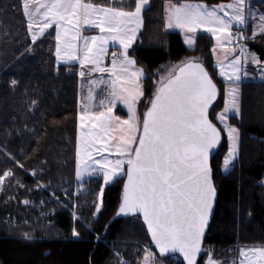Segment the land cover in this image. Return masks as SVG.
Wrapping results in <instances>:
<instances>
[{"label":"trees","instance_id":"1","mask_svg":"<svg viewBox=\"0 0 264 264\" xmlns=\"http://www.w3.org/2000/svg\"><path fill=\"white\" fill-rule=\"evenodd\" d=\"M166 1L152 0L143 13L144 28L129 50L146 73L141 113L149 106L155 71L164 74L187 54L201 57L220 88L228 85L218 76L211 36L199 34L193 50L184 46L180 33L164 32ZM177 2L211 6L232 0ZM122 3L134 5L135 0ZM252 6L264 12V0ZM251 30L249 26L248 35ZM54 35L52 29L33 44L22 1L0 0V179H5L0 193V264H143L145 247L156 251L142 220L115 218L125 177L106 187L99 212L95 208L102 182L76 187L79 67L56 65ZM246 46L264 61L259 35ZM240 86V113L229 118L240 130V151L224 175L229 144L223 133L212 160L217 208L197 264L229 254L234 246L264 245V82L243 81ZM223 107L221 96L213 109L218 113ZM117 112L126 116L123 110ZM8 171L12 176L5 177ZM74 230L79 235H73ZM25 233L32 239H25ZM161 259L184 264L178 257Z\"/></svg>","mask_w":264,"mask_h":264},{"label":"snow or ice","instance_id":"2","mask_svg":"<svg viewBox=\"0 0 264 264\" xmlns=\"http://www.w3.org/2000/svg\"><path fill=\"white\" fill-rule=\"evenodd\" d=\"M35 3L38 7L33 0L22 2L32 43L54 27L57 61L77 62L81 78L85 68L89 74H101L89 80L99 88L100 98L90 87L78 113L77 179L101 173L103 184L108 185L125 177L119 213L142 215L159 255L179 252L187 264H196L216 198L212 151L226 133L229 150L223 164L229 172L240 151V130L228 119L229 113L240 112L242 73L247 75L248 63L260 65L264 73V61L246 46L257 35L264 40V12L255 10L250 0L211 6L167 0L164 27L179 29L190 49L194 50L196 34L202 31L215 40L213 54L217 49L231 53L230 59L227 54L223 60L217 58L215 65L228 86L226 90L218 87L202 63L188 59L155 82L149 106L138 114L145 73L129 50L143 25L142 14L150 10L149 0H135L127 6L122 0L108 5L92 0ZM249 18L255 24L251 35L247 34ZM93 29L98 34L84 35ZM110 46L116 47L110 51ZM221 96L224 107L217 113L213 105ZM118 105L126 108V119L115 114ZM4 176H12L11 171ZM102 198L103 188L95 212L100 211ZM73 235L79 233L74 230ZM24 238L32 239L27 233ZM144 252L143 264H158L152 251ZM240 256V264H264V245L242 248ZM209 264L218 262L210 260Z\"/></svg>","mask_w":264,"mask_h":264},{"label":"rangeland","instance_id":"3","mask_svg":"<svg viewBox=\"0 0 264 264\" xmlns=\"http://www.w3.org/2000/svg\"><path fill=\"white\" fill-rule=\"evenodd\" d=\"M151 2H152V0H149V5L147 6L148 8L151 6ZM167 3V1L165 2V4ZM193 3H200V2H193ZM143 15V14H142ZM251 18H249V20H250ZM237 27L238 26H235L234 25V27H233V31L234 32H236V30L235 29H237ZM143 28H144V19H143V25H142V27H141V29L139 30V32L141 33L142 32V30H143ZM164 32L165 33H169V32H178V33H180L181 34V37H182V40H183V44H184V46L186 47V48H188V49H190L189 47H188V45L185 43V36H184V34L183 33H181V31L179 30V29H166L165 27H164ZM138 32V35H137V39L139 38V36H140V33ZM97 34H98V30H97ZM199 34H206V35H209V36H211L210 34H208V33H204V32H198L197 34H196V43H195V45H194V48L196 47V44H197V40H198V35ZM213 39V38H212ZM136 42H137V40H136ZM136 42L133 44V46L136 44ZM213 47H215L216 45H215V40L213 39ZM132 46V47H133ZM114 47H116V46H110V51H112L113 50V48ZM248 50L251 52V53H254L255 55H257L255 52H253L252 50H250L249 48H248ZM228 55L229 56V59L231 58V53L230 52H227V50L225 49V50H221V49H217V52L215 53V54H213V52H212V56H213V58H214V62H215V65H216V60H217V58H219V59H221V60H223L224 59V56L225 55ZM237 54H238V52H237ZM258 56V55H257ZM193 58H195L197 61H200V59H201V57L199 56V55H191V54H187V55H185L184 57H179L178 59H176L172 64H171V66H169L168 68L169 69H167V71H165V73L164 74H161V72H159V71H155L156 73H157V75H158V77H156V79H155V82L156 81H158L159 80V78L161 77V76H165V75H167V72L172 68V67H174V66H176V65H179V64H181V63H183V62H185L186 60H188V59H193ZM258 58H259V56H258ZM260 59V58H259ZM261 60V59H260ZM262 61V60H261ZM108 63V60H106V64ZM216 67V66H215ZM260 65H253V64H251V63H248L247 65H246V72H247V75L246 76H243V73H242V81H241V83L244 81V82H264V73H262L261 71H260ZM217 68V67H216ZM80 71H81V69H80V67H79V73H80ZM84 71H85V73H86V75H85V77H83V78H81L80 77V75H79V98H78V113H79V110H80V105H81V103H83V102H85L86 100H87V92H88V89L90 88V87H93V89H94V94L97 96V100L100 98V91H99V88H96L95 86H91L90 84H89V80L90 79H92V78H99V76L101 75V74H99V73H92V74H89L88 73V69L87 68H85L84 69ZM217 72H218V76H219V70H218V68H217ZM145 73V72H144ZM105 75H107V74H105ZM146 78V73H145V75H144V79ZM219 78L223 81V82H225L224 80H223V78L222 77H220L219 76ZM225 83H227V82H225ZM240 83V84H241ZM228 84V83H227ZM228 86V85H227ZM227 86L225 87V90H226V88H227ZM100 87H103V86H100ZM143 89H144V91H145V87L143 86ZM239 95H240V104H241V86H240V88H239ZM121 106H123V105H121ZM117 108H120V109H122V110H124L123 109V107H119V106H117ZM116 108V109H117ZM125 111V110H124ZM126 112V111H125ZM240 113V112H239ZM234 115H238V114H232V113H229V118L231 117V116H234ZM121 118L122 119H126L127 118V116L126 117H122L121 116ZM228 123H229V119H228ZM218 126L220 127V125L218 124ZM225 136H226V138H227V135H226V133H225ZM78 138H79V129H78V132H77V147H76V153H77V149H78ZM229 144V143H228ZM229 150V149H228ZM226 156H227V154H226ZM226 156H225V158H226ZM224 158V159H225ZM77 162H78V158H77V155H76V170H77ZM234 164H235V161H233V164L232 165H230L229 166V171L234 167ZM221 172L225 175V174H227L228 172H225L224 171V165H223V167H222V169H221ZM3 179V184L2 185H0V193H1V190H2V188H3V186H4V181H5V179L4 178H2ZM75 179H76V187H77V189L78 190H82L83 188H84V185H85V183H87V182H89V181H91V180H95V181H101L102 182V188H103V192H104V190L106 189V187H108L109 185H111L112 183H110V184H108V185H104L103 184V179H102V174L101 173H94L93 175H91V176H89V175H84L81 179H77V177H75ZM76 189V190H77ZM98 203H99V200H98ZM98 203H97V205H98ZM101 208V207H100ZM145 247V246H144ZM252 247H254V246H242V247H240V248H238V250H237V248L236 247H232L231 249L232 250H234V251H236V253L235 254H231L230 252H229V254H226V255H224V256H221V257H219V258H215V259H212V260H215V261H217L218 262V264H240V261H241V259H242V257L240 256V250L242 249V248H252ZM256 247H259V246H256ZM145 249H148V250H150V251H152L154 254H155V258H156V260L158 261V264H165L166 262H163V260L161 259V256H159L158 254H156L150 247H148V246H146L145 247ZM228 251H230V249H228ZM167 264V263H166ZM207 264H209V262L207 263Z\"/></svg>","mask_w":264,"mask_h":264},{"label":"water","instance_id":"4","mask_svg":"<svg viewBox=\"0 0 264 264\" xmlns=\"http://www.w3.org/2000/svg\"><path fill=\"white\" fill-rule=\"evenodd\" d=\"M198 62H200V61H198ZM200 63H202V62H200ZM202 64H203V63H202ZM203 66L205 67L204 64H203ZM205 68H206V67H205ZM206 69H207V68H206ZM214 82H215V81H214ZM218 87H219V86H218ZM218 100H219V97H218L217 101L214 103L213 108H214V106L216 105V103L218 102ZM211 112H212V109L209 110V118H210V119H211V117H210ZM218 127H219V126H218ZM222 142H223V133H222V140H221V143H220L215 149H213V151H212V154H211V157H210L211 167H212V160H213V158L216 156V154L218 153V151L220 150V147H221V145H222ZM212 171H213V169H212ZM212 179H213V182H214V176H212ZM124 183H126V178H125V180H124ZM124 183H123V187H124ZM214 185H215V182H214ZM123 187H122V198H121V203H122V199H123ZM215 189H216V187H215ZM217 198H218V196H217V190H216V198H215L214 205H213V209H212V213H211V216H210V221H209V224H208V226H207V228H206V230H205V234H204V236H203V238H202L201 252L198 254V256H197V258H196V264H197L198 261L201 259L202 254H203V245H204V241H205V239H206V236H207V234H208V231H209V229H210V226H211V224H212V222H213V219H214V216H215V212H216V208H217ZM121 203H120V205H121ZM120 205H119V207H120ZM119 207H118V209H117V212H116L115 218L126 219V218H132V217H140V219H141L142 222H143V217H142L141 214H136V215L129 214V215L125 216V215L119 213ZM143 224H144V222H143ZM144 226H145L146 231H147V226H146V224H144ZM147 233H148V236H149V238H150V242H151V236H150V233H149L148 231H147ZM151 245H152L153 249L156 251V253H158V249L155 248V245H154L152 242H151ZM158 254H159V253H158ZM160 256H161V255H160ZM161 257H178V258H179L184 264H187V262L184 260L183 255H182L181 253H179V252H175V253L170 252V253H167V254H165V255H163V256H161Z\"/></svg>","mask_w":264,"mask_h":264},{"label":"crops","instance_id":"5","mask_svg":"<svg viewBox=\"0 0 264 264\" xmlns=\"http://www.w3.org/2000/svg\"><path fill=\"white\" fill-rule=\"evenodd\" d=\"M22 2H23V0H21ZM256 0H250V2H251V4L252 3H254ZM33 4H34V6H37L38 7V4H36L35 3V0H33ZM254 8V7H253ZM255 10H258L259 11V9H256V8H254ZM41 11H43L42 9H41ZM260 12V11H259ZM26 18V17H25ZM26 22H27V19H26ZM249 26H251L252 28L255 26V24H254V22L250 19L249 20V22H248V25H247V29L249 28ZM54 31H55V28L53 27L52 28ZM52 29H49V30H47L46 31V33L48 32V31H50V30H52ZM235 30H237V29H235ZM29 32V31H28ZM45 33V34H46ZM140 33V32H139ZM44 34V35H45ZM93 34H97V30H95V29H93V30H86L85 32H84V35H93ZM29 35H30V37H31V34H30V32H29ZM41 38V37H40ZM39 38V39H40ZM55 61H56V65L57 66H62V65H78V67H79V64L77 63V62H72L71 64H64L63 62H58L57 61V59H56V57H55ZM143 80H144V77H143ZM119 107H123V109L126 111H124L125 112V114H126V116H127V110H126V108L124 107V106H121V105H118ZM118 110H122V109H120V108H117V109H115V114L116 115H119V116H121V113H119V112H117ZM137 111H138V114L139 113H141V109H140V103L138 104V106H137ZM125 116V117H126ZM123 117V116H122Z\"/></svg>","mask_w":264,"mask_h":264},{"label":"built area","instance_id":"6","mask_svg":"<svg viewBox=\"0 0 264 264\" xmlns=\"http://www.w3.org/2000/svg\"><path fill=\"white\" fill-rule=\"evenodd\" d=\"M110 62V57L108 58V63ZM232 252H234V250H231Z\"/></svg>","mask_w":264,"mask_h":264}]
</instances>
